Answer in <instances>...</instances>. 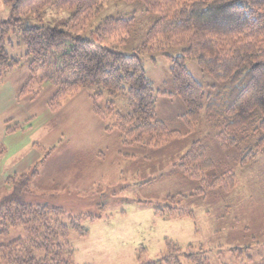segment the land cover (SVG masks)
<instances>
[{"label": "rangeland", "instance_id": "rangeland-1", "mask_svg": "<svg viewBox=\"0 0 264 264\" xmlns=\"http://www.w3.org/2000/svg\"><path fill=\"white\" fill-rule=\"evenodd\" d=\"M70 16L51 7L41 22L33 23L65 29ZM108 17L135 18L128 34L122 31L102 42L129 56L137 53L158 19L140 2L109 0L75 34L97 39L94 32ZM6 51L21 66L0 84V203L12 193L8 180L28 175L31 192L25 202L61 208L65 219L73 218L88 232H70L72 264H163V259L171 264H264V153L240 167L237 151L223 147L206 124L190 130L182 120V102L162 95L157 98L158 118L182 136L157 149L127 145L119 130H108L116 117L102 119L95 113L96 105L106 109L108 103L106 95L96 96V88H77L55 103L57 86L40 76L53 75L58 55H50L47 68L39 70L23 94L30 77L26 49L11 37ZM182 52L169 47L165 53L142 56L146 76L158 93L171 91V61L165 54L176 57ZM186 66L204 85L216 84L195 61L188 60ZM127 104L120 98L116 111L126 114ZM195 142L206 146L215 161L214 170L206 174L208 182L233 171L234 189L209 188L184 176L179 162ZM168 207L179 210L167 213ZM26 237L23 228L14 227L0 235V245Z\"/></svg>", "mask_w": 264, "mask_h": 264}, {"label": "trees", "instance_id": "trees-1", "mask_svg": "<svg viewBox=\"0 0 264 264\" xmlns=\"http://www.w3.org/2000/svg\"><path fill=\"white\" fill-rule=\"evenodd\" d=\"M108 1L3 0L11 15L0 23V84L21 66L20 59L6 51L10 38L17 37L26 49L30 71L23 94L40 76L39 70L47 68L50 55H58L53 75L40 76L42 82L51 80L57 86L55 103L77 88H96V96L106 95L108 103L106 109L96 105L95 113L102 119L114 115L116 123L108 130H119L127 145L157 149L182 136L158 118L157 98L162 95L182 102L186 109L182 120L190 130L206 124L223 147L237 151L240 167L264 153V0H118L140 2L146 13L158 15L144 44L130 56L106 48L102 42L122 31L128 34L135 18H106L94 32L97 39L75 34L103 12ZM51 7L71 13L65 29L34 25L33 20L41 22ZM169 47L183 52L176 57L165 54L171 61V91L158 93L146 76L142 56L149 51L165 53ZM188 60L195 61L216 84L209 87L193 77L186 66ZM120 98L127 99L126 114L115 109ZM179 168L184 176L209 188L227 191L236 185L233 171L208 182L206 174L214 170L215 161L200 142L192 144ZM8 183L12 193L0 203V235L21 227L27 237L0 245V260L7 264H72L69 234L75 230L86 236L88 232H82L73 218L65 219L61 208L25 202L31 192L28 175L12 177ZM166 210L174 213L179 209ZM188 256L195 259L193 254ZM160 263L171 264L167 259Z\"/></svg>", "mask_w": 264, "mask_h": 264}, {"label": "crops", "instance_id": "crops-1", "mask_svg": "<svg viewBox=\"0 0 264 264\" xmlns=\"http://www.w3.org/2000/svg\"><path fill=\"white\" fill-rule=\"evenodd\" d=\"M8 10L9 8L4 4L3 0H0V23L10 18L11 12L10 10L8 12ZM5 18L7 19L5 20Z\"/></svg>", "mask_w": 264, "mask_h": 264}]
</instances>
